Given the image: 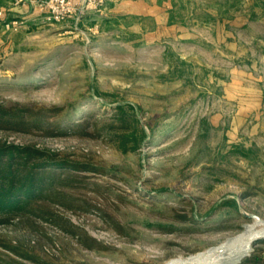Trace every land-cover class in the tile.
<instances>
[{"label": "rangeland", "instance_id": "1", "mask_svg": "<svg viewBox=\"0 0 264 264\" xmlns=\"http://www.w3.org/2000/svg\"><path fill=\"white\" fill-rule=\"evenodd\" d=\"M173 3L155 37L134 17L8 9L0 110L86 120L66 135L0 127L1 146L69 165L30 212L0 217V264H165L264 222V0Z\"/></svg>", "mask_w": 264, "mask_h": 264}, {"label": "trees", "instance_id": "2", "mask_svg": "<svg viewBox=\"0 0 264 264\" xmlns=\"http://www.w3.org/2000/svg\"><path fill=\"white\" fill-rule=\"evenodd\" d=\"M74 118L63 123L51 120L46 114H8L0 110V127L15 131L36 128L45 131L46 135L52 130L64 135L80 133L86 118L82 114H76ZM122 119L126 121L127 117ZM67 166L68 163L56 161L49 153L32 146L0 145V217L5 219L4 222L30 212L38 201L47 199L65 182L55 169ZM70 167L78 165L71 164ZM242 264H264V260L254 251Z\"/></svg>", "mask_w": 264, "mask_h": 264}, {"label": "crops", "instance_id": "3", "mask_svg": "<svg viewBox=\"0 0 264 264\" xmlns=\"http://www.w3.org/2000/svg\"><path fill=\"white\" fill-rule=\"evenodd\" d=\"M16 0H0L2 6L19 13L30 16L39 15L41 11L30 5L16 6ZM173 0H108L99 16L112 17L114 19L122 17H134L136 21L130 28L137 32H149L151 37L157 34H165L170 28ZM145 20V21H143ZM147 20L152 24L147 27ZM123 28H125L123 26Z\"/></svg>", "mask_w": 264, "mask_h": 264}, {"label": "water", "instance_id": "4", "mask_svg": "<svg viewBox=\"0 0 264 264\" xmlns=\"http://www.w3.org/2000/svg\"><path fill=\"white\" fill-rule=\"evenodd\" d=\"M263 241L264 222L256 220L245 224L239 234L213 249L165 264H242L254 252L256 244Z\"/></svg>", "mask_w": 264, "mask_h": 264}, {"label": "built area", "instance_id": "5", "mask_svg": "<svg viewBox=\"0 0 264 264\" xmlns=\"http://www.w3.org/2000/svg\"><path fill=\"white\" fill-rule=\"evenodd\" d=\"M108 0H16V6L30 5L46 15L54 23L73 21L79 23L87 15L104 9ZM8 9L0 3V22L6 29L14 28L18 20H9Z\"/></svg>", "mask_w": 264, "mask_h": 264}]
</instances>
